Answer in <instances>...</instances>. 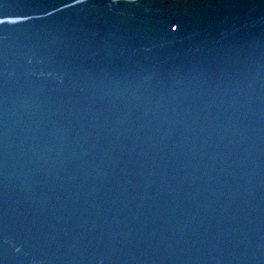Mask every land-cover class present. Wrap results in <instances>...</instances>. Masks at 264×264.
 Segmentation results:
<instances>
[{"label": "water", "instance_id": "water-1", "mask_svg": "<svg viewBox=\"0 0 264 264\" xmlns=\"http://www.w3.org/2000/svg\"><path fill=\"white\" fill-rule=\"evenodd\" d=\"M0 264H264V0H0Z\"/></svg>", "mask_w": 264, "mask_h": 264}]
</instances>
